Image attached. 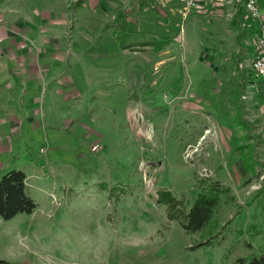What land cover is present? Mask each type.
Segmentation results:
<instances>
[{
	"label": "rangeland",
	"instance_id": "obj_1",
	"mask_svg": "<svg viewBox=\"0 0 264 264\" xmlns=\"http://www.w3.org/2000/svg\"><path fill=\"white\" fill-rule=\"evenodd\" d=\"M75 1L0 0L13 21L0 23V87L12 69L43 87L34 128L0 135V177L24 170L37 203L0 215V261L236 264L263 252L264 82L250 70L248 17L240 47L232 0L187 16L183 0H83L73 11ZM239 111L252 131L237 124ZM247 143L258 175L236 151ZM202 178L228 192L218 228L188 233L157 191L191 204ZM212 232L213 245L191 249Z\"/></svg>",
	"mask_w": 264,
	"mask_h": 264
},
{
	"label": "trees",
	"instance_id": "obj_2",
	"mask_svg": "<svg viewBox=\"0 0 264 264\" xmlns=\"http://www.w3.org/2000/svg\"><path fill=\"white\" fill-rule=\"evenodd\" d=\"M82 3V0H77L73 3V8L78 7ZM241 11L242 8L239 7L232 18V23L238 30L237 40L239 45L244 46L239 39L241 31L238 18ZM236 56L235 59H237ZM235 59V67L238 72L240 71L241 82L243 83L245 74H243V70L237 62L238 60ZM237 116V124H241L247 130L250 123L243 119L241 111H239ZM249 131H252V126ZM251 137L255 136L248 133L247 138ZM235 148L241 155L246 170L252 175H258V171L254 168L255 163H257L254 152L255 146L247 143L238 145ZM26 177L27 174L24 170L16 168L9 170L0 177V215L4 219H11L20 213H32L37 207L36 201L28 192ZM196 188L199 192L191 204H187L183 198L176 197L170 189L164 188L157 191V201L165 205L167 218L170 221H177L188 233L203 231L207 227L211 229L218 228L219 225L216 227L215 217L223 201V196L228 192V188L224 187L220 181L211 178L198 180ZM259 192L264 196V182ZM218 235V233H210L204 241L192 245L191 249H198L203 245H213ZM0 264L12 263L7 260H1ZM236 264H264V251L260 254H254L251 258L239 257L236 260Z\"/></svg>",
	"mask_w": 264,
	"mask_h": 264
},
{
	"label": "crops",
	"instance_id": "obj_3",
	"mask_svg": "<svg viewBox=\"0 0 264 264\" xmlns=\"http://www.w3.org/2000/svg\"><path fill=\"white\" fill-rule=\"evenodd\" d=\"M95 1L96 0H93V2H95ZM218 1L220 2L221 0H218ZM232 2H234L233 3L234 14L237 12V10L240 7V8H242L243 13L246 15L244 7L242 5H239L235 0H232ZM259 2H260L262 10L264 11V0H260ZM81 5H86V2L84 3V1H83V3L80 4L78 7H75V8L72 7L73 11H77L81 7ZM182 6H184V0L182 3ZM159 7L160 6H158V8ZM128 11L130 13H133V12H131V11H133L132 9H128ZM242 11H241V14L243 15ZM234 14L232 15L231 18H233ZM241 14L239 15V18H238V24L240 26V31L242 30V25L244 23V22H242ZM0 16H1L0 23L4 22L5 26L7 24H9V26L11 28L12 23H13L11 7H3L0 4ZM68 17L71 18L72 15L69 14ZM73 18H76V16H73ZM247 20H248V25H250L252 27L253 32H254L252 38L256 42V36L258 33L257 32L258 31L257 25H256L257 22H254V21L250 20L249 18ZM19 21L21 23L22 19ZM230 22L233 25L232 19L230 20ZM17 24H19V23H17ZM236 29H237V27H236ZM242 36H243V31H241V35L239 38L240 41H241ZM237 37L238 36H236L235 39H236L237 44L239 45ZM241 42L243 43V41H241ZM18 46L20 47L19 44H18ZM240 47H242V46H240ZM23 50H26V47H24V45H23V47H20L18 49V52L23 51ZM233 60H234V58H233ZM237 60H238L237 62L239 63V66H240V62H239L238 57H237ZM235 65H236V63H235ZM241 69H242V67H241ZM250 70H251V72H253L252 69H250ZM243 74H244V71H243ZM25 75H26V72H25ZM19 76L22 77V79H20V84L18 83ZM22 80H23V74L21 73L20 75H18V73L12 69L5 76V81H3L5 84L4 87H0V93H1V91H5V92H14L15 91V92H17V99L12 97V95H10V94H8V97H5V96L2 97L0 94V135L4 134L5 137H6V130L7 129L12 132L14 129H17V126H19V128H21L20 126L25 124V123H28V125H30V126H28L27 128L32 130L34 128L32 126V124H34L35 122H34V118L31 117V115H29V114L30 113L38 114V112H39V108H38L39 107L38 106L39 94L42 93V89H43V87H41V85H40L41 82H39V78H36V77H33L31 79L26 78L24 85L22 84ZM40 81H41V79H40ZM25 107H27V108L25 109ZM19 111H20V113H18ZM21 113H23V115H21ZM16 114L17 115L20 114V117L16 116ZM14 119H16V120H14ZM7 126L9 128H6ZM1 139L2 138L0 137V140Z\"/></svg>",
	"mask_w": 264,
	"mask_h": 264
},
{
	"label": "built area",
	"instance_id": "obj_4",
	"mask_svg": "<svg viewBox=\"0 0 264 264\" xmlns=\"http://www.w3.org/2000/svg\"><path fill=\"white\" fill-rule=\"evenodd\" d=\"M214 0H184L183 15H190L193 11L201 8V5ZM217 1V0H216ZM260 0H237L239 5L244 7L247 17L257 22V36L255 42V57L251 68L255 77L264 82V11L261 8Z\"/></svg>",
	"mask_w": 264,
	"mask_h": 264
}]
</instances>
